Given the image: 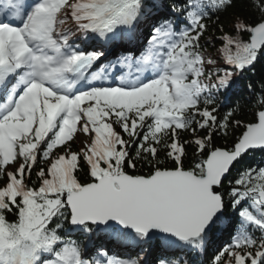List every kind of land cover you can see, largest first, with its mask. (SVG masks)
<instances>
[{
    "label": "snow or ice",
    "instance_id": "snow-or-ice-1",
    "mask_svg": "<svg viewBox=\"0 0 264 264\" xmlns=\"http://www.w3.org/2000/svg\"><path fill=\"white\" fill-rule=\"evenodd\" d=\"M261 62L264 0H0V264H264Z\"/></svg>",
    "mask_w": 264,
    "mask_h": 264
},
{
    "label": "trees",
    "instance_id": "trees-1",
    "mask_svg": "<svg viewBox=\"0 0 264 264\" xmlns=\"http://www.w3.org/2000/svg\"><path fill=\"white\" fill-rule=\"evenodd\" d=\"M234 14H242L241 9L239 8H234V9H229L227 12L219 15V17H213L211 22H210V28L208 32V38H214L212 39V46L207 47V52L212 55L213 57L218 56L217 49L222 47V44L218 43L219 38L221 36V32L218 31V29L223 28L225 32H230L232 25H233V19H234ZM245 40L249 39L247 36L244 37ZM264 76V62H261L260 64H257L256 68L254 69V74L253 73H246L245 76L241 79L240 85L233 89V91L228 95V98L226 99L225 96H220V113L223 115L226 111L231 110L235 105L238 103L240 105V112L238 113L239 118L242 119H250L251 118V108L249 104L247 103L248 101V93L244 90L243 85L247 84L249 81H259L260 78ZM240 130L237 129L235 131V135H239ZM187 138V137H186ZM230 139H223V138H218L216 143L217 145H224L226 143H230ZM191 151V149L189 150ZM253 159V158H250ZM261 159V156L259 154H256L254 157V160L259 161ZM146 171V170H145ZM104 237L102 234L99 235V238L95 241L96 245H105L107 243V239L102 238ZM228 240V236L226 234H220L215 238L214 244L215 243H222L224 240ZM112 241V240H110ZM109 249L115 250L113 245H110L107 247ZM128 247H126L127 249ZM138 251V249H137ZM137 253V252H136ZM154 256L157 254L160 255V252H154ZM189 259H192L191 257ZM205 257L201 256L196 258V264H203L205 261Z\"/></svg>",
    "mask_w": 264,
    "mask_h": 264
}]
</instances>
